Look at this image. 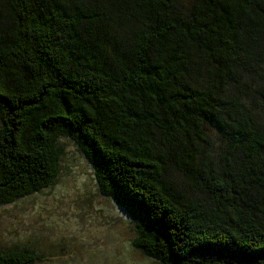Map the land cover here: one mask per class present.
Instances as JSON below:
<instances>
[{
  "label": "trees",
  "instance_id": "16d2710c",
  "mask_svg": "<svg viewBox=\"0 0 264 264\" xmlns=\"http://www.w3.org/2000/svg\"><path fill=\"white\" fill-rule=\"evenodd\" d=\"M178 1L0 0V206L51 184L67 137L144 255L264 264V0Z\"/></svg>",
  "mask_w": 264,
  "mask_h": 264
},
{
  "label": "rangeland",
  "instance_id": "374dc122",
  "mask_svg": "<svg viewBox=\"0 0 264 264\" xmlns=\"http://www.w3.org/2000/svg\"><path fill=\"white\" fill-rule=\"evenodd\" d=\"M193 1L180 0L176 7L186 10ZM112 30L121 38L117 27ZM255 108L264 121L259 95ZM208 130L217 145L216 133ZM58 148V172L51 184L0 206V253L29 250L39 257L29 264H161L132 245L131 216L101 194L93 166L73 140L60 137ZM167 177L180 191L195 194L178 170L169 169Z\"/></svg>",
  "mask_w": 264,
  "mask_h": 264
}]
</instances>
